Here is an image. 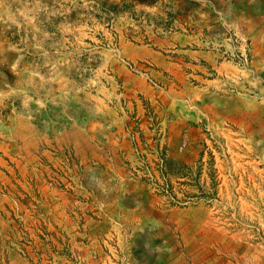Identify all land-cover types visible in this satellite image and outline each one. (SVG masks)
I'll return each mask as SVG.
<instances>
[{
    "label": "rangeland",
    "instance_id": "rangeland-1",
    "mask_svg": "<svg viewBox=\"0 0 264 264\" xmlns=\"http://www.w3.org/2000/svg\"><path fill=\"white\" fill-rule=\"evenodd\" d=\"M0 0V264H264V0Z\"/></svg>",
    "mask_w": 264,
    "mask_h": 264
},
{
    "label": "crops",
    "instance_id": "crops-1",
    "mask_svg": "<svg viewBox=\"0 0 264 264\" xmlns=\"http://www.w3.org/2000/svg\"><path fill=\"white\" fill-rule=\"evenodd\" d=\"M254 4V1L253 0H250L249 2H248V6H251V5H253ZM261 26H262V28H263V31H262V33L260 34V36H259V40H260V42L262 43V44H264V19H263V23L261 24Z\"/></svg>",
    "mask_w": 264,
    "mask_h": 264
}]
</instances>
